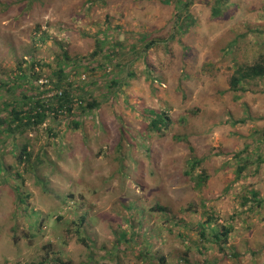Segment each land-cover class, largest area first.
Masks as SVG:
<instances>
[{
	"label": "rangeland",
	"instance_id": "rangeland-1",
	"mask_svg": "<svg viewBox=\"0 0 264 264\" xmlns=\"http://www.w3.org/2000/svg\"><path fill=\"white\" fill-rule=\"evenodd\" d=\"M213 2L214 0L195 1L192 9L198 17L197 23L189 34L170 44L171 51H166L163 43L150 51L152 63L158 66L157 74L164 70L167 78L162 82H154L156 91L152 90L151 83L141 73L126 88L131 95V103L161 107L165 100L170 99L175 107L172 110L174 117L184 114L190 116L186 132L189 142L175 139L174 136L184 134L183 128L176 124V128H171L164 139L152 144L153 159L144 155L145 147L143 139H140L142 146L132 152L134 159L127 156L124 160L130 169L128 183H125V190L121 194L125 196V200L141 204V207L133 211L126 209L123 212L131 222L117 215L109 193H101L97 196L96 203H93L92 210L87 213L86 232L96 239L95 245L83 244L73 238L64 246L58 240L51 241L52 245L47 250L44 246L50 244L48 239L52 238L51 233L57 232L51 228L56 215L48 219L49 225H44L37 237H27L26 235L31 234L28 226L30 219L26 215H16L12 187L7 185L1 188L0 184V264H28L45 259L52 251L56 252V256L63 251L68 255L65 260L70 257L75 264L90 262L91 258L98 264H151L150 259L146 261L129 251L121 253L117 262L109 256L107 250L113 247L122 232L138 229L141 223V230L145 233L154 230L153 226L159 215L148 210L143 212L154 201L162 200L167 203L172 207L176 221L187 222L195 218V215L184 213L181 208L203 199L217 210L222 220L220 222L227 219L233 222L231 245L237 246L242 252L248 248L258 252L255 257L250 252L244 253L238 264H264V209L260 214L250 216V209L240 205L242 198L238 197L247 187L260 191L264 196V161L260 167L255 162L250 163L244 172L246 177L234 182L236 155L248 151L245 155L252 154L256 158L260 142V151L264 154V141L259 140L264 129V78L246 84V90H240V98L236 99V93L229 89L228 83L231 74L228 66L234 64L233 55L224 53L231 40L239 36L235 54L242 62L251 63L264 50V0H230L223 8H227L223 16L217 19L211 14ZM173 11L172 4H163L159 0H106L103 4L99 0H0V67L11 71L10 66L14 65L17 58L30 54L31 34L38 25L42 30L48 31L50 37L48 44L37 51L36 57L56 58L61 42L66 44V50L75 57L88 54L94 49V35L104 27L106 20L110 19L113 26L122 24L125 33L162 28L169 33ZM126 35L121 34V37L124 39ZM122 41L127 44L129 40ZM185 44L200 50V67L187 95L178 88L177 80L180 56L183 55ZM146 64L140 60L134 65L140 72ZM190 84L188 82L189 86ZM195 109H200L196 116L191 114ZM119 110L118 107L108 109L107 117L114 119ZM122 115L128 128L137 126L143 120L139 111L123 106ZM139 125L142 127V123ZM90 132L92 134L95 130L90 127ZM82 134L83 131L70 138L72 147L67 151L75 153L77 158L75 163L72 157L67 159L66 173L72 178L81 175L80 161L86 148L80 142ZM95 135L98 138L100 132ZM96 138L90 135L91 142L88 144L94 149L102 147L99 144L103 142ZM110 142L113 140L110 139ZM189 146L194 148V152ZM51 149L49 148L50 152H53ZM114 153L115 147H112L110 155ZM194 154L206 159L204 167L210 175L201 190L193 187V183L183 175L186 160ZM14 159L12 155H7L5 165L12 164ZM134 160L139 164H134ZM256 169L258 171L254 173ZM109 171L106 162L97 158L91 170L84 173V180L88 185L98 187ZM26 179L22 191L29 195L27 213H32L31 209H34L41 212V219L47 217L49 210L56 207L58 202L50 199L41 184H34V175H26ZM117 184V180H112L105 190H116ZM50 186L69 192L70 182L53 176L50 178ZM141 208L144 210L141 211ZM235 215L236 218L232 219ZM158 232L150 239L153 252L162 251L167 254L181 248L168 264H204L205 257L189 247L186 241H178L179 238H174L173 233L165 238V234ZM179 254L186 257L177 260ZM207 257H216L223 261L221 264H235L232 259L214 250H210ZM47 259L50 260V257ZM152 260V264H160L157 257Z\"/></svg>",
	"mask_w": 264,
	"mask_h": 264
},
{
	"label": "trees",
	"instance_id": "trees-1",
	"mask_svg": "<svg viewBox=\"0 0 264 264\" xmlns=\"http://www.w3.org/2000/svg\"><path fill=\"white\" fill-rule=\"evenodd\" d=\"M105 1L99 0L101 4ZM159 1L173 5L174 11L169 33L162 28L154 31L136 32L133 30L126 32L128 34L126 35L122 24L113 26L108 18L104 27H101L94 35L95 47L90 53L73 57L66 50V44L61 42L59 54L56 58L50 59L36 57L37 51L48 44L50 37L48 31L42 30L38 25L31 34L30 54L27 57L17 58L14 65L10 66L11 71L0 67L1 188L7 185L12 187L16 215H26L30 219L28 226L31 234L26 235L27 237H37L43 226L49 225L48 219L56 215L51 228L57 232L51 233L52 238L48 239L50 244L44 246L47 250L52 245L51 241L58 240V243L64 246L73 238L83 244L95 245L96 239L86 232L87 213L92 210L93 203H96L97 196L101 193H109L111 204L117 215L131 222L123 212L126 209L133 211L141 207V204L125 200V196L121 194L125 190V183H128L130 169L124 160L127 156L134 159L132 152L142 146L140 139H143L144 155L151 159L154 158L152 144L164 139L176 124L183 128L184 134L174 136L175 139L189 142L186 132L190 116L184 114L174 117L172 110L175 107L170 99L165 100L161 107L146 106L139 102L135 104L131 103V95L126 90L133 81L139 78L138 74L141 73L145 75L148 83H151L152 90L156 91L154 82H162L167 78L164 76V70L161 74H157L158 66L152 63L150 51L162 45L161 43L166 51H171L170 44L189 34L197 23L198 17L192 9L196 0ZM229 1L214 0L211 4V14L214 19L223 16L227 9L223 8ZM121 34L127 37L123 39ZM239 39L240 36L233 38L224 51L225 54L233 55L234 64L228 66L231 71L228 83L229 89L236 93V99L240 98L238 93L240 90H246V84L264 78V50L251 63H244L235 54V45ZM122 40L129 41L125 44ZM184 48L183 55L180 56L177 80L178 88L184 95H187L189 89H192L194 77L200 67L198 63L200 50L190 48L186 44ZM10 50L13 52L12 47ZM140 60L147 64L138 72L134 64ZM160 66L165 68L164 64ZM188 82L191 83L190 86ZM165 92L169 94L163 91ZM122 106L139 111V115L143 116V120L140 121L142 127L140 123L131 128L125 125ZM116 107L120 109L118 116L115 115L114 119H109L108 109ZM199 112L200 109H195L191 114L196 116ZM239 121L244 122L245 120ZM90 127L95 130L92 134ZM108 130L110 132H107ZM81 131L83 134L80 142L86 146L84 156L80 161L81 175L78 178H72L69 173H66L67 159L72 157L75 163L77 158L75 153L71 154L67 151L72 147L70 138ZM98 132L100 136L96 138L95 134ZM260 134L259 140L264 141V129ZM90 135L97 141H103L98 143L102 147L94 149L88 145L91 142ZM110 139L113 140L112 143ZM114 142H116L115 145ZM112 147H115V153L110 155ZM258 147L256 158L252 154L245 155L248 151L235 156L234 182L246 177L244 172L250 163L255 162L260 167L264 161V154L260 151L261 142ZM49 148H52L53 152H50ZM189 148L194 152V148L191 146ZM7 155L15 158L10 165H5ZM97 158L103 159L110 171L107 176L103 177L98 187H92L86 183L83 175L91 170ZM205 160L194 154L189 156L183 167V175L193 183V187L197 190L203 189L210 178L204 167ZM133 163L136 164L137 161L134 160ZM75 167L77 166H73ZM257 171L256 169L254 173ZM30 174L34 175V184H41L50 199L58 202L56 207L49 210V215L42 219L40 211L31 209L32 213H27L29 195L22 190L27 180L26 175ZM53 176L68 180L70 182L69 192L49 187L50 178ZM112 180L118 181L115 186L116 190H105ZM238 197L242 198L240 205L250 209V216L254 213L260 214V211L264 209V196L254 188L247 187ZM142 210L144 208H141ZM147 210L154 215H159L158 221L153 226L154 230L151 233H145L141 230L143 229L141 223L138 229L122 232L123 234L115 240L113 247L107 250L112 259L118 262L120 254L129 251L146 261L150 259L151 264L152 259L156 257L160 264H168L169 260L175 257L176 252L181 251V248L169 251L167 254H163L162 251L153 252L150 239L151 236L157 235V231L159 234H165V238L173 233L174 238H179L178 241H186L189 247L205 257L204 264L223 262L216 257L208 258L207 253L210 250L225 255L235 264L239 263L240 258L246 252L252 253L253 257L258 254L251 248L242 252L237 246L230 244L234 230L233 222L228 219L220 222L222 220L219 213L205 199L200 202H191L187 207L181 208L182 212L195 215V218L187 222L176 221L172 207L163 203L162 200L154 201L143 212ZM237 215L232 216V219H235ZM260 250L263 251V249ZM52 252L49 253L50 256H45V259L28 264H75L70 257L65 260L68 255L63 251H60L61 254L58 256L56 252ZM48 257L50 260L47 259ZM185 257L186 255L179 254L177 260ZM81 264L98 263L91 258L90 262Z\"/></svg>",
	"mask_w": 264,
	"mask_h": 264
}]
</instances>
